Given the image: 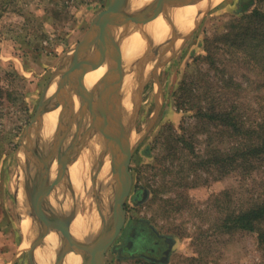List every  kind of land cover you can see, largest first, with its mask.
<instances>
[{
    "label": "rangeland",
    "instance_id": "1",
    "mask_svg": "<svg viewBox=\"0 0 264 264\" xmlns=\"http://www.w3.org/2000/svg\"><path fill=\"white\" fill-rule=\"evenodd\" d=\"M175 1L167 3L166 9L170 15L163 10L160 12L161 21L165 17L169 28L152 33L151 38L155 40L149 44L150 48L159 50L170 45L167 40L174 34V38H180L178 44L172 49L170 47L171 50L166 49L162 53L156 69L158 81L152 69L154 63L158 62L160 52L154 54V57L157 56L156 59L153 57L154 61L149 59L147 43L151 39L146 34L145 25L141 24L138 30L129 25L127 42L120 46L121 49L129 47L134 51L140 44L143 46L141 49H146L140 55L146 58V71L142 70L146 78L137 92V106L135 103L130 111V124H126V127L131 128V145L141 139L130 157L128 170L131 182L123 203L124 218L105 252V264H264V248L258 244L255 231L236 228L226 230L221 224L226 210H237L250 204L257 193L262 191L260 182L264 174L257 170L248 172L246 176L239 170L225 173L228 167L218 161L213 164L210 162L208 166L200 164V160L208 159L209 148L211 154L218 158L220 152L232 143V137L227 134L229 132L224 133L222 130L220 133L211 130L213 135L207 137L193 112L178 109L173 99V93L184 80L193 83L188 85L192 89L190 102H196L204 91L211 94V85L217 81L216 73H223L230 85H226V96L220 101L225 106L232 103L256 106V86L260 77L253 61L259 60L261 67H264V50L259 52V49L247 45L240 37H226L225 34L233 29L236 16L253 7L264 9V0H215L200 9L196 17H189L182 23V36L178 35V27L171 15L175 5L179 6ZM108 4L109 0H0V264H30L28 250L42 230L31 205L32 182L38 184L41 179L44 180L37 195H42L47 185L52 183L42 173V159L43 154L52 148L53 140H49L56 138L54 129L62 111V105L52 109L54 99H50L59 78L55 72L65 69L66 65L60 62L82 39L92 18ZM191 21V25L187 23ZM206 48L207 54L213 53L217 67L222 69L215 71L208 66V62L196 60L206 54ZM246 53L251 60L249 63H254L253 66L248 62L243 65L240 61L239 54ZM133 70L130 76L134 78L135 74L140 73L136 63L133 64ZM204 73L208 74L202 75ZM69 93L70 90H67L64 96H69ZM72 95L77 98L76 105L80 111V99L74 93ZM48 98L50 103L45 106V113L56 110L57 120L53 133L45 141L41 128L42 115L36 120L33 117L42 101H49ZM78 110L72 111L74 113ZM114 116L119 118L118 114ZM86 121L89 119L83 115L78 130L76 124H73L61 149L68 146L71 134L76 130L74 146L77 151L82 144L87 143V136L83 135ZM29 125L31 128L28 135H24ZM106 152L109 150L104 145L103 158H107L105 160L111 166L110 153L107 155ZM50 162V166L53 163L56 166L51 174V179H54L57 177V161L51 159ZM97 164L92 165L91 172L89 170L85 174L89 178L85 181L87 187L81 193L73 189L66 171L64 176L67 179L63 177L59 184L53 185L37 206H41L45 214L58 215L59 209L54 211L53 204L49 202V196H52L57 202L54 204L61 208L60 215H66L74 209L81 215L90 214L102 199V192L106 189L103 184H106L110 205L105 216L109 215L115 196V182L111 168L108 175L100 177L96 170L102 164ZM65 201L76 202V205L63 208ZM23 219L31 221L33 229H24ZM101 223L99 218L100 227ZM33 231L37 232L36 235ZM164 237L172 241L166 257L161 262L150 261V256L157 255V243L164 241ZM45 247V242L38 245L35 251L36 264H45L46 260H51L52 256Z\"/></svg>",
    "mask_w": 264,
    "mask_h": 264
},
{
    "label": "water",
    "instance_id": "2",
    "mask_svg": "<svg viewBox=\"0 0 264 264\" xmlns=\"http://www.w3.org/2000/svg\"><path fill=\"white\" fill-rule=\"evenodd\" d=\"M170 1L175 0H148L144 5L136 9H130L129 0H109L108 6L93 18L82 39L72 48V52L70 51L63 62H60L66 66L64 70L55 72L59 74V78L57 80L54 95L50 99H54L52 109H55L58 105H62V111L60 112L56 127V138H54L52 142L53 149L51 148L43 154L44 168L42 170L44 177L50 180V161L51 159L52 161L56 159L57 177L52 180V184L51 182L49 183L50 187L48 186L49 184L47 187L46 184L43 185V187L46 188L42 195H37L36 193L37 190L42 187L43 180L41 179L38 184L32 182L31 205L35 210L37 219L42 225V230L39 232V236L32 241L31 247L28 250L30 264H36L35 250L38 245L43 243L44 236L52 230L57 232L59 243L51 264H62L65 255L70 252L80 256V264H105V252L119 231L124 218L123 203L129 193L131 182V176L128 170L130 157L141 139H138L136 143L131 145L128 131L123 135L117 134L115 130H117L118 127L114 125V122L109 118V95L113 93L120 96V86L125 73L120 49V41L124 35L118 34L117 30L122 27L128 31L129 25H132L133 28L138 30L141 24L145 25L157 17L162 10L167 14L168 11L166 7L167 3ZM182 1L195 0H176L175 2L181 3ZM141 35L143 36V33H141ZM174 37L175 34L167 40L170 45H165L160 51L158 48H150L149 44L151 40L148 39L149 42H146L148 44L147 52L149 59L154 61V54L160 52L158 62H156V64L154 63L152 69L153 76L157 79L156 81H158L157 65L160 63L162 53L168 49L169 46L171 47L175 39ZM144 59L145 56H140V58H137L134 62L138 65L140 72L137 77V92L140 91L145 81V73L142 71L145 70ZM103 64L106 66V72L99 79L100 84L97 96L95 97L94 92L84 85L83 76L86 72L96 69ZM66 86H68V89H66ZM67 90H70V95L64 96ZM73 93L80 99V111L77 109L78 111L75 113L72 111L73 106L71 102ZM50 99L49 101H42L33 120L45 114L44 108L48 102L50 103ZM158 106L159 104L156 105V107ZM40 108L41 111L39 112ZM100 111L103 115L100 114ZM65 112L66 114H64ZM83 115L88 117V123L92 127L98 128L99 130L101 129L103 135L106 137L107 149L109 150L111 158V174L115 182V196L110 209L111 212L106 216L103 214L104 216L101 217V227L98 229L97 233L88 240L76 239L69 230L70 222L76 214L75 209L67 212L66 215H49L43 213L40 206H37L38 203H41L39 200L43 198L44 194L49 192V189L54 187L53 185L59 184L64 175H66L69 164L74 160L75 156H77V149L74 144ZM74 123L76 124L77 130L76 132H72L68 146H64L65 149H61L65 136L67 132L71 131ZM30 128L31 125L26 128L24 135H28L27 133ZM119 129L124 128L120 125ZM87 133L86 128L84 130V136H87ZM122 133H124V131ZM33 193H35L34 197Z\"/></svg>",
    "mask_w": 264,
    "mask_h": 264
},
{
    "label": "trees",
    "instance_id": "3",
    "mask_svg": "<svg viewBox=\"0 0 264 264\" xmlns=\"http://www.w3.org/2000/svg\"><path fill=\"white\" fill-rule=\"evenodd\" d=\"M232 28L226 32V37H240V40H244L247 45L259 49V52L264 50V9L253 7L241 13L236 16ZM206 50V54L197 57L196 60L208 62V66L215 71L222 69L217 67L214 54H207L208 49ZM239 56L243 65L251 61L247 53L239 54ZM253 62L259 73L257 75L260 77L256 86V106L235 103L225 106L220 100L226 96V85L229 86L230 81L225 79L223 73H216L217 81L211 85V94L204 91L202 96H198L196 102H190L192 89L188 85L193 84L192 82L181 81L173 93L177 108L192 111L207 137L213 135L211 130L215 133L217 131L220 133L221 130L224 133L229 132L227 134L232 137L230 138L232 143L220 152L218 158L211 154L212 150L209 148L207 149L208 159L200 160V164L204 163L208 166L210 162L213 164L218 161L221 165L228 167L224 170L225 173L239 170L246 176L248 172L257 170L264 174V87L261 89V86H264V67H261L259 60ZM249 64L254 65V63ZM205 74L208 73L202 75ZM260 184L263 187L262 191L257 193L251 203L237 210H226L221 224L226 230L236 228L255 231L258 244L264 248V178Z\"/></svg>",
    "mask_w": 264,
    "mask_h": 264
},
{
    "label": "bare ground",
    "instance_id": "4",
    "mask_svg": "<svg viewBox=\"0 0 264 264\" xmlns=\"http://www.w3.org/2000/svg\"><path fill=\"white\" fill-rule=\"evenodd\" d=\"M130 1V0H129ZM148 0H131V2L129 3V8L130 9H133L137 6H139V4L141 3H146ZM213 1L215 0H201V1H196L194 3H192V1H182L181 3H178L179 6L175 5L176 7H174L172 9V19L174 20V23L175 25H177L178 27V31H179V36L181 35L182 36V29H181V25L182 23L185 22V20L189 17H196V13L201 9H203L204 7L206 8V6L210 3H213ZM174 2V1H173ZM176 3V2H175ZM141 6V5H140ZM170 15V14H169ZM161 13H159V16L155 17L154 19H152L151 21H149L148 23L145 24V28H146V34L149 35V38L151 39V42H153L155 39H152V33H156L157 31H161L165 28L168 27V24H167V20L165 21V17L162 19L161 21ZM169 18V17H168ZM167 19V18H166ZM169 20V19H168ZM161 21V22H160ZM160 22V23H159ZM157 30L154 31V27L157 25ZM188 24H192V21L191 22H187ZM169 28V27H168ZM171 28V27H170ZM171 29H169L170 31ZM172 31V30H171ZM177 31V32H178ZM126 32V33H125ZM176 31H174L175 33ZM117 33L118 34H122L124 35L120 41V46L124 43L127 42V37L129 35V30L127 31L125 28H119L117 30ZM172 33V32H171ZM180 38H175L171 44V49L173 46H175L176 44H178ZM154 43V42H153ZM152 44V43H151ZM154 46V45H153ZM141 47L143 46H140V44H138V47L137 49H134V51L130 50L129 47H126V48H120L121 49V53H122V57H123V61L125 58H128L126 60V62L123 63V67H125V69H127L123 75V78H122V82H121V86H120V91H119V95H115L113 93H111V96L109 98V111H111L112 115H116L118 114L119 118L116 117V116H112L111 113L109 112V118L111 121L114 122V125H116L118 127L117 130H115V132L117 134H120V135H123V134H126V131H128V135H130L129 131H130V127H126V124H130V117H131V113L130 111L133 110L134 106H135V103L137 101V83H138V78H137V74L134 75V78L131 75V72L134 71L133 70V64L136 60V58H140V55H142L143 53V50L145 49H141ZM145 47V46H144ZM148 49V48H147ZM170 49V46L168 48V50H171ZM146 50V49H145ZM128 51L129 53H132L130 55H128L129 53L126 52ZM160 51V49H159ZM171 52V51H170ZM158 53H156L157 55ZM128 55V56H127ZM145 56V55H144ZM157 57V56H155ZM154 57V58H155ZM156 59V58H155ZM146 60V58H145ZM147 63V62H146ZM65 68V67H64ZM135 68V67H134ZM135 70H138L135 68ZM149 70V68L147 69ZM146 71V70H145ZM106 72V66L103 64V65H100L98 68L96 69H93V70H90L88 72H86L83 76V83L84 85L86 86V88H88L89 90L91 89V91L94 92L95 94V97L97 96V92H98V88H99V79L102 77V75ZM150 72V70L148 71ZM135 73V72H134ZM145 73V72H144ZM147 73V72H146ZM145 75V74H144ZM148 75V74H147ZM146 78V76H145ZM53 80V79H52ZM57 80V79H56ZM53 84V83H52ZM57 85V83H56ZM55 85V86H56ZM52 86V85H51ZM50 86V87H51ZM49 87V86H48ZM51 89V88H50ZM53 90V89H52ZM49 92V91H48ZM51 92V91H50ZM116 93V92H115ZM49 94V93H48ZM53 94V93H51ZM76 95V94H75ZM67 96V95H66ZM49 99V98H48ZM76 100L77 98L74 97L73 99L71 98V102L72 104H74V107L75 109L73 110H76L78 109V104L76 105ZM80 103V102H79ZM73 106V105H72ZM104 106V105H103ZM61 110V109H60ZM47 112V111H46ZM56 110L54 111H49L47 113H45L43 116H42V135H43V138H50L51 134L53 133V129L55 127V123H56V118H57V113H55ZM61 112V111H60ZM75 113V112H74ZM100 114L101 111H100ZM103 115V114H102ZM85 120V119H84ZM83 120V121H84ZM39 122V121H38ZM41 122V121H40ZM58 122V120H57ZM37 123V122H36ZM35 123V124H36ZM81 125V124H80ZM120 125L124 128V129H119ZM34 126V125H33ZM85 126H87V137H86V141L87 143L86 144H83V146L81 147V149H79L77 151V156H75L74 160L69 164L68 166V174L70 176V184L72 185L73 189L79 193H81L83 190V188H86V182L85 181H88L87 177L85 176V174H87L91 168L92 165L94 164H97V163H100L102 164L100 166V168L97 167V173L99 174V176H105V175H108V173L110 172V168L111 166H109V161L106 162L105 159L107 158H103L104 154V145L106 146V149H107V142H106V137L105 135H103L102 133V130L97 129L95 127H92L87 121H86V124ZM36 127V125H35ZM33 128V127H32ZM56 131V129H54ZM85 130V129H84ZM124 131V133H122ZM41 133V132H40ZM54 135H55V132H54ZM84 135V134H83ZM35 138V137H34ZM38 138V136L36 137ZM39 139V138H38ZM36 139V142L37 140ZM53 139L49 140V141H52ZM34 141V140H33ZM40 141V140H39ZM38 141V142H39ZM45 141H47L45 139ZM48 141V142H49ZM41 142V141H40ZM44 142V141H43ZM34 143V142H33ZM39 144V143H37ZM36 144V145H37ZM46 144V143H45ZM66 144V143H65ZM30 146V144H29ZM46 147V145H44ZM51 146V145H50ZM27 147V146H26ZM44 147V148H45ZM39 148V147H38ZM50 148V147H49ZM48 148V149H49ZM42 150V148H41ZM44 151V150H43ZM32 152V151H31ZM41 152V151H40ZM107 155L109 152H106ZM37 154V153H36ZM38 155V154H37ZM40 155V154H39ZM41 156V155H40ZM34 157V155H33ZM105 157V156H104ZM40 158V157H39ZM36 159V158H35ZM109 159V158H108ZM28 160V159H27ZM43 160V159H42ZM41 161V160H40ZM42 162V161H41ZM42 164V163H41ZM110 164H111V158H110ZM95 166V165H94ZM98 166V164L96 165ZM96 168V167H95ZM94 169V167H93ZM56 170V166L55 164L53 163L51 168H50V171H49V174H50V177L52 178L53 175L52 174V171ZM30 172V171H29ZM91 172V170H90ZM37 173V172H35ZM67 173V172H66ZM26 173L23 174V176L25 175ZM34 174V173H33ZM97 174V175H98ZM35 175V174H34ZM41 175V174H40ZM57 175V174H56ZM111 175V174H109ZM66 176V175H65ZM64 176V177H65ZM68 176V175H67ZM94 177V174L92 175ZM109 177V176H108ZM66 178V177H65ZM95 178V177H94ZM98 178V177H97ZM38 179V178H37ZM36 179V180H37ZM67 179V178H66ZM87 179V180H85ZM91 179V178H90ZM107 179V178H106ZM111 179V178H110ZM113 179V178H112ZM50 180H53V179H50ZM26 181V179H25ZM44 181V180H43ZM93 181H96V180H93ZM103 181V180H102ZM105 181V179H104ZM29 182H30V179H29ZM90 182V181H89ZM99 182V183H98ZM98 184H100L101 182L98 180ZM107 182V180H106ZM47 183V182H46ZM108 183V182H107ZM52 184V183H51ZM88 184V183H87ZM111 184V183H110ZM95 185V184H94ZM97 185V184H96ZM100 186V185H99ZM104 186V187H103ZM103 186H101V188H106L101 194V197L102 199L99 200V204H98V207L96 206V208L94 209L93 212H91L90 214H79L78 211L77 213L75 214L73 220L70 222V225H69V230L71 232V234L78 240H84V239H91V237L97 233L100 225H99V218L103 217L107 211V209L109 208L108 207V204H109V196H108V191L109 189L106 187V184ZM112 186V185H111ZM110 186V187H111ZM70 187V186H69ZM98 189V188H97ZM23 190V189H22ZM30 190V189H29ZM28 190V191H29ZM103 190V189H102ZM52 191V190H51ZM113 191V190H112ZM115 191V190H114ZM26 192V191H25ZM85 192V191H84ZM101 192V191H100ZM21 193V192H20ZM62 193V192H61ZM96 193V192H95ZM94 193V194H95ZM99 193V192H98ZM115 193V192H114ZM51 194V193H49ZM71 194V193H70ZM97 194V193H96ZM112 194V193H110ZM41 195V194H40ZM47 195V194H46ZM58 195H60L58 193ZM73 195H74V191H73ZM82 195V194H81ZM100 195V193H99ZM66 196H69L66 194ZM113 196V195H112ZM31 197V196H30ZM45 197V196H43ZM62 197V196H61ZM64 197V196H63ZM73 197H76V196H73ZM79 197V196H78ZM97 197H99L97 195ZM65 198V197H64ZM71 199V198H70ZM56 199H54L52 196H49V202L51 203V205L53 206V210L55 211L56 209L58 210L57 213L60 214V211H61V208H59V205L58 204H54ZM58 200V199H57ZM60 200V198H59ZM111 200V198H110ZM113 200V199H112ZM30 201V200H29ZM42 201V200H41ZM62 201V200H61ZM64 201V199H63ZM80 201V200H79ZM22 203V201H21ZM57 203V202H55ZM98 203V202H97ZM113 203V202H112ZM48 204V203H47ZM74 206L76 205V202H72L71 203L69 201H65V206H63V208H66L68 209V206ZM95 205V204H94ZM97 205V204H96ZM110 205V204H109ZM24 206V205H23ZM47 206V205H45ZM49 206V204H48ZM61 206V205H60ZM51 207V206H49ZM73 207V208H74ZM78 207V206H77ZM22 208V207H21ZM41 208V206H40ZM23 209V208H22ZM51 209V208H50ZM49 209V210H50ZM72 209V208H71ZM76 210V209H75ZM64 211V210H63ZM70 211V210H69ZM47 212V211H46ZM26 213V212H25ZM28 213V212H27ZM56 213V214H57ZM109 214V213H108ZM25 215V214H24ZM27 215V214H26ZM35 215V214H34ZM27 217V216H26ZM29 217V216H28ZM31 220V219H30ZM34 220V219H33ZM31 222V221H30ZM30 222L26 219H23L22 221V225H23V228L24 229H33V226L30 224ZM38 225V224H37ZM37 228V226H36ZM36 231V230H35ZM33 231V232H35ZM56 232V231H55ZM55 232H49V234L46 235L45 239L43 240V242H45L46 244V247L45 249L49 252V254H51L52 258L51 260H46L45 261V264H51L52 260H53V257H54V252L56 251L57 249V246H58V237H57V234ZM37 232H35V235H36ZM34 237V236H33ZM36 237V236H35ZM30 245V243H29ZM36 251V250H35ZM80 256L78 254H75L73 252H70L68 254L65 255L64 259H63V263L62 264H80Z\"/></svg>",
    "mask_w": 264,
    "mask_h": 264
},
{
    "label": "flooded vegetation",
    "instance_id": "5",
    "mask_svg": "<svg viewBox=\"0 0 264 264\" xmlns=\"http://www.w3.org/2000/svg\"><path fill=\"white\" fill-rule=\"evenodd\" d=\"M164 241H162L160 244L157 243V250H156V254L153 257L150 256L151 258L150 261L152 262H156V261H163L162 259H164L166 257V251L170 248L169 246L171 245L172 241L169 240V238L164 237L163 238ZM159 244V245H158ZM170 244V245H169Z\"/></svg>",
    "mask_w": 264,
    "mask_h": 264
},
{
    "label": "crops",
    "instance_id": "6",
    "mask_svg": "<svg viewBox=\"0 0 264 264\" xmlns=\"http://www.w3.org/2000/svg\"><path fill=\"white\" fill-rule=\"evenodd\" d=\"M92 20H93V18H92ZM92 20H91V21H92ZM91 21H90V23H91ZM90 23H89V24H90ZM124 71H125V69H124ZM137 75H138V74H137ZM137 77H138V76H137ZM28 259H29V255H28Z\"/></svg>",
    "mask_w": 264,
    "mask_h": 264
}]
</instances>
